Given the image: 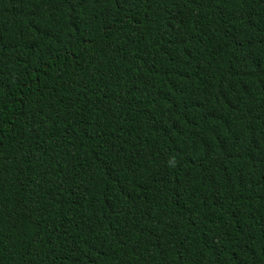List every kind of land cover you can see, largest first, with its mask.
<instances>
[{"label": "trees", "instance_id": "trees-1", "mask_svg": "<svg viewBox=\"0 0 264 264\" xmlns=\"http://www.w3.org/2000/svg\"><path fill=\"white\" fill-rule=\"evenodd\" d=\"M0 264H264V0H0Z\"/></svg>", "mask_w": 264, "mask_h": 264}]
</instances>
